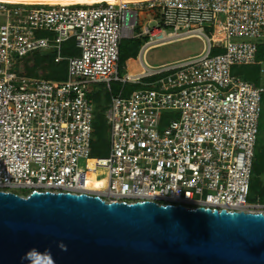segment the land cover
<instances>
[{"label":"built area","instance_id":"1","mask_svg":"<svg viewBox=\"0 0 264 264\" xmlns=\"http://www.w3.org/2000/svg\"><path fill=\"white\" fill-rule=\"evenodd\" d=\"M134 39L141 71L121 73L120 44ZM189 39L199 54L146 64L151 49ZM260 48L264 0H0V192L264 214L248 202L264 88L233 74H262ZM38 54L62 78L26 75ZM96 87L110 96L104 158L90 156ZM99 170V187L87 188Z\"/></svg>","mask_w":264,"mask_h":264},{"label":"water","instance_id":"2","mask_svg":"<svg viewBox=\"0 0 264 264\" xmlns=\"http://www.w3.org/2000/svg\"><path fill=\"white\" fill-rule=\"evenodd\" d=\"M0 264H264V214L0 192Z\"/></svg>","mask_w":264,"mask_h":264},{"label":"rangeland","instance_id":"3","mask_svg":"<svg viewBox=\"0 0 264 264\" xmlns=\"http://www.w3.org/2000/svg\"><path fill=\"white\" fill-rule=\"evenodd\" d=\"M220 26V25H219ZM217 26V27H219ZM205 32L208 34L209 37L216 38L215 32L212 33L211 27H205ZM247 41V40H246ZM124 52L127 55L133 56L136 53V46L134 43L131 42V40H124ZM202 43L198 39H189L184 40L181 42H176L168 45H163L156 47L154 49H151L147 52L145 55V62L151 67H157L163 64L172 63L184 58L192 57L197 54H199L202 51ZM51 55H45V54H38L34 55L27 59L26 61V75L33 77L35 79L40 80H57L62 78L63 75V66L54 64L52 62V59L50 58ZM134 61H132L128 66V71L130 74H137L141 71L139 62L137 58H133ZM127 67V66H126ZM250 68H242L240 73L243 72H249ZM251 73V72H250ZM259 86L264 88V70L263 73L260 75V79L258 82ZM112 90L113 85L111 86ZM96 90L100 93V95L103 94V90L99 87H96ZM108 105V101L100 100L98 103V113H97V120L95 118V125L94 129H96V135L93 133V139L98 138L102 134V137L99 139V142L96 143V145L93 147L91 151V158H104L106 157L108 153L109 148V140H108V133L106 131L105 124L101 126L99 123V120L101 119L103 121V114ZM262 107V106H261ZM95 131V130H94ZM256 152V149H255ZM79 169L81 171L84 170L83 160L79 162ZM104 174H102L101 170H99L96 173V179H94L93 175L89 176V186L98 188L99 184L96 183L94 180L99 181L100 178L103 177ZM260 187L264 189V174L260 176Z\"/></svg>","mask_w":264,"mask_h":264},{"label":"trees","instance_id":"4","mask_svg":"<svg viewBox=\"0 0 264 264\" xmlns=\"http://www.w3.org/2000/svg\"><path fill=\"white\" fill-rule=\"evenodd\" d=\"M123 42L120 44V56H119V64H120V72L124 73V69L127 66V62L134 57H137L138 54V49L140 45L142 44V41L140 40H131L132 43L136 46V53L133 56L127 55L124 52V45ZM72 44L67 43L63 46V51L65 55H69V51L71 49ZM257 60L258 61H263L264 60V50L263 48H260L258 51L257 55ZM242 68H250L249 72H239L241 71ZM251 72V73H250ZM233 74L238 75L241 77L244 81L252 84L255 88H259V79H260V67L259 66H246V67H235L233 69ZM62 77V76H61ZM114 92L118 90L117 85H113ZM109 95L107 93L103 94L100 96V100L108 101L109 102ZM98 107V106H97ZM96 120H97V115H96ZM99 123L104 125V119L103 121L100 119ZM96 126V125H95ZM94 133L96 135V129H94ZM96 140L93 139L92 145H91V151L93 147L96 145V143L99 142V139L102 137H99ZM264 174V94L262 96V111H261V116H260V121H259V126H258V137H257V144H256V152L254 155V161H253V168H252V175H251V181H250V187H249V197H248V202L249 203H254L256 200H259L260 203H264V189L260 187V176Z\"/></svg>","mask_w":264,"mask_h":264},{"label":"bare ground","instance_id":"5","mask_svg":"<svg viewBox=\"0 0 264 264\" xmlns=\"http://www.w3.org/2000/svg\"><path fill=\"white\" fill-rule=\"evenodd\" d=\"M99 1H102V0H89L90 3L99 2ZM106 1H113V0H106ZM94 181L97 183L96 180H94ZM86 187L89 188V189H96L95 187L89 186V180L86 183Z\"/></svg>","mask_w":264,"mask_h":264},{"label":"crops","instance_id":"6","mask_svg":"<svg viewBox=\"0 0 264 264\" xmlns=\"http://www.w3.org/2000/svg\"><path fill=\"white\" fill-rule=\"evenodd\" d=\"M129 61H132V60H129ZM129 61H128V62H129ZM128 62H127V67H126V68H128V64H130V63H131V62H130V63H128ZM129 67H130V65H129Z\"/></svg>","mask_w":264,"mask_h":264}]
</instances>
